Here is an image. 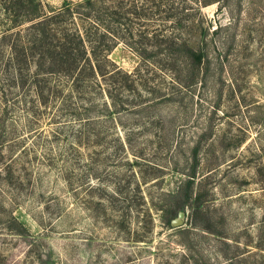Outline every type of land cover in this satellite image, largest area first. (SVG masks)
<instances>
[{
	"label": "rangeland",
	"instance_id": "rangeland-1",
	"mask_svg": "<svg viewBox=\"0 0 264 264\" xmlns=\"http://www.w3.org/2000/svg\"><path fill=\"white\" fill-rule=\"evenodd\" d=\"M119 2L121 71L48 75L44 102L0 0V264H264V0Z\"/></svg>",
	"mask_w": 264,
	"mask_h": 264
},
{
	"label": "trees",
	"instance_id": "trees-1",
	"mask_svg": "<svg viewBox=\"0 0 264 264\" xmlns=\"http://www.w3.org/2000/svg\"><path fill=\"white\" fill-rule=\"evenodd\" d=\"M87 2L90 3L88 7L96 0H87ZM103 2L106 5L99 4V7L91 11L74 10V6L65 4L61 9L44 13L39 0H13V6L18 9L25 8L27 20L31 22L26 29L27 36L18 28L21 22L17 19H14L13 24V28L17 29L4 33V37L9 39L13 33L9 57V64L11 61L13 63V83L20 85L22 80L24 85L27 77L30 76V85L36 88L38 95L43 96L45 102L47 95L43 93L46 87L43 81L49 80L48 75L68 76L72 79V88L78 90L90 79H97L98 73L108 80L115 73L120 72V68L114 62L112 68L102 65L103 61L111 62L108 55L114 44L119 41L117 37H115L117 39L111 37L109 26L111 23H120L125 10L119 0H114L112 5L105 0ZM75 6L84 7L81 3ZM109 37L113 41L104 43ZM31 62L34 63L32 67L29 66ZM25 72L28 74L25 75ZM188 256L189 254L185 258V264H192Z\"/></svg>",
	"mask_w": 264,
	"mask_h": 264
},
{
	"label": "water",
	"instance_id": "water-1",
	"mask_svg": "<svg viewBox=\"0 0 264 264\" xmlns=\"http://www.w3.org/2000/svg\"><path fill=\"white\" fill-rule=\"evenodd\" d=\"M180 215H183V213H180ZM179 222V219H175V220H173V223L174 224H176V223H178Z\"/></svg>",
	"mask_w": 264,
	"mask_h": 264
}]
</instances>
